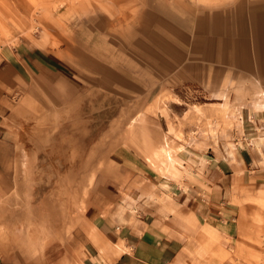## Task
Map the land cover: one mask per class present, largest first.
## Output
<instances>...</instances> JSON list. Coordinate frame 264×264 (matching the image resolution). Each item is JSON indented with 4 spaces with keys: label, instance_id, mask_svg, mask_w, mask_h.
<instances>
[{
    "label": "crops",
    "instance_id": "crops-1",
    "mask_svg": "<svg viewBox=\"0 0 264 264\" xmlns=\"http://www.w3.org/2000/svg\"><path fill=\"white\" fill-rule=\"evenodd\" d=\"M231 1L225 6L227 0H171L188 9L219 3L226 8L238 1L241 8L255 11L253 17L264 16V0ZM249 18L243 24L234 19L233 28L219 29L222 38L212 43V52L197 54L189 40V53L181 58L169 38L163 50L153 53L147 69L119 68V92L132 93L141 84L148 105L171 85L196 82L213 91H222L224 84L244 85L239 92L244 101L235 103L243 107L241 150L234 143L215 149L181 145L174 153L182 165L178 171L171 162L162 167L157 160L145 159L144 149L142 155L119 146L111 163L91 180L81 208L62 235L60 222L38 223L41 218L28 211L27 197L21 194L27 181L22 172L17 179L12 160L18 149L15 139L26 138L21 131L34 120V107L43 106L42 95H51L52 86L74 72L70 61L48 55L37 43L23 44L21 54L5 51L6 63L0 64V233L5 235L0 264H213L205 249L224 257L228 253L233 259L223 264H237L236 255L247 243L240 231L258 222L256 230L264 218V21L257 33V24L253 27ZM252 90H258L254 104ZM193 109L201 112L198 106ZM18 202L15 215L12 209ZM60 250L66 251L62 257Z\"/></svg>",
    "mask_w": 264,
    "mask_h": 264
},
{
    "label": "rangeland",
    "instance_id": "rangeland-1",
    "mask_svg": "<svg viewBox=\"0 0 264 264\" xmlns=\"http://www.w3.org/2000/svg\"><path fill=\"white\" fill-rule=\"evenodd\" d=\"M223 4L188 9L171 0H0V64L6 63L5 51L21 54L23 44L37 43L48 55L60 54L70 61L74 72L70 79L52 86L53 94L42 95L40 109L29 101L34 120L20 130L26 138L20 141L17 135L15 139L18 149L12 162L17 179L22 172L27 181L21 194L23 199L27 197L28 211L41 218L38 223L60 222V233H65L89 184L100 176L105 163H111L119 146L141 154L144 149L145 159L157 160L162 167L171 162L178 171L182 165L174 153L181 145L215 149L231 143L241 150L243 107L235 103L244 101V95H239L244 85L224 84L222 91L196 82L171 85L149 105L141 84L132 93L119 92V68L147 69L153 53L163 50L169 38L184 58L189 40L197 54L212 52V43L222 38L218 30L233 28L234 19L243 24L251 17L252 26L257 24V33L261 31L264 16L253 17L255 11L241 8L243 3L238 1L226 8ZM256 91L246 95L252 104ZM232 92L236 94L231 101ZM119 100L125 104L120 106ZM195 106L200 113L193 112ZM18 203L13 213L19 210ZM261 220L256 230L258 222L245 224L240 231L247 243L236 255L237 264L264 263V218ZM4 237L1 232L0 242ZM65 252L60 250L59 256ZM205 252L213 264L233 259L228 253L224 257L210 249Z\"/></svg>",
    "mask_w": 264,
    "mask_h": 264
},
{
    "label": "bare ground",
    "instance_id": "bare-ground-1",
    "mask_svg": "<svg viewBox=\"0 0 264 264\" xmlns=\"http://www.w3.org/2000/svg\"><path fill=\"white\" fill-rule=\"evenodd\" d=\"M159 153H160V152H159ZM162 153H163V151H162ZM162 153H161V154H162ZM166 153H167V152H166ZM161 154H160V155H161ZM153 157H154V155H153ZM163 160H164V159H163ZM167 162H168V161H167Z\"/></svg>",
    "mask_w": 264,
    "mask_h": 264
}]
</instances>
